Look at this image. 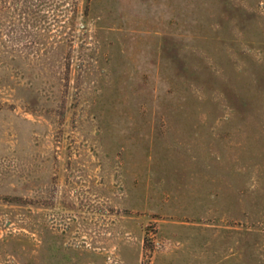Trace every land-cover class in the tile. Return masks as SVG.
I'll list each match as a JSON object with an SVG mask.
<instances>
[{
    "label": "rangeland",
    "instance_id": "374dc122",
    "mask_svg": "<svg viewBox=\"0 0 264 264\" xmlns=\"http://www.w3.org/2000/svg\"><path fill=\"white\" fill-rule=\"evenodd\" d=\"M0 49V264H264V0H0Z\"/></svg>",
    "mask_w": 264,
    "mask_h": 264
},
{
    "label": "trees",
    "instance_id": "16d2710c",
    "mask_svg": "<svg viewBox=\"0 0 264 264\" xmlns=\"http://www.w3.org/2000/svg\"><path fill=\"white\" fill-rule=\"evenodd\" d=\"M47 4L48 2L46 1H40L38 3L33 2L31 4H26V7L23 8L24 10H22V13L25 14L27 18V21H26L27 28L32 24L34 25V27L35 26L37 27L34 33H31V31L26 28V32H27L26 34H29L31 36L34 44L41 43V38H40L42 36V34L40 33V30L42 29L41 25H42V22L46 23L45 16L41 15L42 13L41 11L44 10L45 6H48ZM70 19H72L73 20L72 22H74V20L77 19V17L72 16ZM22 34H25V33L23 32ZM22 34L20 33L18 34L17 32L16 34H14V32H12L11 35L12 36L16 35L17 37V36H22ZM23 60H24V56L22 55L21 51H17V50L5 51V50L0 49V65L1 64L6 65L8 63L10 65L17 66L21 64ZM0 68H2V66H0Z\"/></svg>",
    "mask_w": 264,
    "mask_h": 264
}]
</instances>
